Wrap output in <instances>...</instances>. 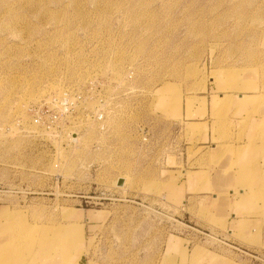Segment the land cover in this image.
Instances as JSON below:
<instances>
[{
    "label": "rangeland",
    "instance_id": "374dc122",
    "mask_svg": "<svg viewBox=\"0 0 264 264\" xmlns=\"http://www.w3.org/2000/svg\"><path fill=\"white\" fill-rule=\"evenodd\" d=\"M262 106L264 0H0V264H264V176L203 198Z\"/></svg>",
    "mask_w": 264,
    "mask_h": 264
},
{
    "label": "crops",
    "instance_id": "0c3cea01",
    "mask_svg": "<svg viewBox=\"0 0 264 264\" xmlns=\"http://www.w3.org/2000/svg\"><path fill=\"white\" fill-rule=\"evenodd\" d=\"M226 96H230L233 103L242 104L241 101L237 102L239 101L238 98V100L235 98L237 95ZM256 112L255 116L250 115L248 118V111L236 114L232 120L235 129L231 137L224 142L220 141L216 145H212L208 151L207 156L211 160L217 159L209 165V171L210 169L211 171L208 173L209 181L206 185L207 189H205L207 191H204V193L209 192V195L203 197L204 200L212 199L211 205L229 209L233 204L240 207L242 204L253 203L254 195L261 188V180L258 176H264V106L259 107ZM243 123V131L238 132L237 127H241ZM190 172H182L187 181ZM235 191L238 192L237 195L234 194ZM245 194L249 195L247 200L234 203L235 196H238L237 199L240 201L239 197L244 198ZM244 208L240 207V211L243 212ZM77 212H81L82 218V210L77 209ZM75 214L73 220L79 222L81 218L77 217V215L80 213ZM247 220L248 218L239 219V221ZM255 220L249 219L248 221ZM76 260L77 262L80 261L79 258Z\"/></svg>",
    "mask_w": 264,
    "mask_h": 264
},
{
    "label": "bare ground",
    "instance_id": "6f19581e",
    "mask_svg": "<svg viewBox=\"0 0 264 264\" xmlns=\"http://www.w3.org/2000/svg\"><path fill=\"white\" fill-rule=\"evenodd\" d=\"M73 141H76L77 142V138H73L72 139ZM2 216V214L0 215V217ZM0 225H1V222H0ZM72 228V227H71ZM71 232H73V231H63V229H62V227H59V228H56V229H54V230H52V229H47V231H46V233H44L43 234V236L45 235V234H47L46 236H47V242L49 241V239L48 238H50V237H56L57 238V240H55L56 242V245H54V246H57L58 244H59V239H61L62 238V235H64L65 233H69L68 235H70V233ZM15 239V238H14ZM14 239H12V238H9L8 239V243H6V245H10V244H14V243H17V240L18 239H16V240H14ZM62 243H63V241H62ZM50 244V243H49ZM56 248V247H55ZM54 248V249H55ZM60 248V247H59ZM60 250V249H59ZM53 252V251H52ZM45 252H43V250H41V257L42 258H44V255H46V254H44ZM54 253V252H53ZM62 257V256H61Z\"/></svg>",
    "mask_w": 264,
    "mask_h": 264
},
{
    "label": "built area",
    "instance_id": "2783aa9c",
    "mask_svg": "<svg viewBox=\"0 0 264 264\" xmlns=\"http://www.w3.org/2000/svg\"><path fill=\"white\" fill-rule=\"evenodd\" d=\"M56 107H58V109L60 110V114L61 115H67L68 112H70L72 110V106H71V102H70V99H67V98H64L62 99L57 105ZM94 118L96 120H101L102 119V113L100 112V109H97L95 112H94ZM89 114V113H88ZM86 115V116H89V115ZM58 117V116H56ZM34 124H38V120H35L34 121ZM70 137V138H69ZM68 138L71 139L72 137L68 135Z\"/></svg>",
    "mask_w": 264,
    "mask_h": 264
},
{
    "label": "water",
    "instance_id": "95a60500",
    "mask_svg": "<svg viewBox=\"0 0 264 264\" xmlns=\"http://www.w3.org/2000/svg\"><path fill=\"white\" fill-rule=\"evenodd\" d=\"M73 137H75V136H73ZM123 184V180H121V179H118L117 180V183H116V186H121Z\"/></svg>",
    "mask_w": 264,
    "mask_h": 264
}]
</instances>
